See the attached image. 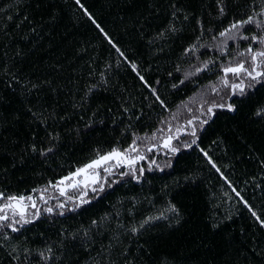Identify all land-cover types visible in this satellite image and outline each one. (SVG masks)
Returning <instances> with one entry per match:
<instances>
[{"label": "trees", "instance_id": "16d2710c", "mask_svg": "<svg viewBox=\"0 0 264 264\" xmlns=\"http://www.w3.org/2000/svg\"><path fill=\"white\" fill-rule=\"evenodd\" d=\"M262 9L0 0V202L47 201L18 231L0 228V264H264V84L245 80L235 96L223 86L221 69L250 57L239 56L247 42L219 35ZM227 103L235 110L209 118L210 105ZM167 136L178 152L163 147ZM133 146L145 159L102 174L107 182L81 193L88 203L53 187Z\"/></svg>", "mask_w": 264, "mask_h": 264}, {"label": "snow or ice", "instance_id": "6c2138e0", "mask_svg": "<svg viewBox=\"0 0 264 264\" xmlns=\"http://www.w3.org/2000/svg\"><path fill=\"white\" fill-rule=\"evenodd\" d=\"M77 3H79V0H77ZM221 11H223V9H221ZM257 17H264V9L254 13L253 15H249L246 19H240L231 23V25L227 29L219 33L221 37H227L228 39L247 42L245 50L239 52V56H249L250 59L240 60L235 64H232V62L229 61L228 66L221 69L224 73V77L222 79L223 86L225 88H229L233 96L237 94L243 95L245 92V88L252 86L251 84L246 85L245 80L255 82L257 84H264V47H258L256 49L253 48L254 44L264 46V20L257 19ZM249 26H254V29L256 31H253V28ZM249 32H251L252 34L248 35ZM230 33L232 35H229ZM197 43H199V41H197ZM195 49L196 45H193L192 48L188 49V51H195ZM246 64L248 65L247 67L245 66ZM207 67L208 64L205 63L203 68L197 69V72L204 71L205 69H207ZM133 68L135 70V65H133ZM230 75L239 82H230ZM215 108H227L228 111L235 110L232 103L212 104L207 108V114H209V118H211L212 115H215ZM207 122V119L200 121V123L202 124H206ZM192 125L193 121L189 120L188 126ZM169 131H171V129H169ZM177 131L179 132L181 130L178 128ZM186 134H190L191 136L196 137V128L192 126L191 132ZM178 138L179 137H176V139ZM172 140V136H167L164 140L163 147L168 149V151L172 153H176L179 151V149L178 147L173 146ZM191 143L195 144L196 140L194 139ZM185 146L191 147V144ZM151 150L152 149L150 148L149 151ZM129 151H136L135 146H133ZM204 154L207 156L206 152ZM136 159L144 160L145 157L143 155H138ZM136 159H132L131 157L126 156L125 153L113 149L105 155H100L97 159L92 160L90 163L85 164L83 167L77 168L73 173L59 180L56 185H53V187H58L60 195L62 196L66 194V191L69 188L76 190L84 188V195H87L86 190L90 185L93 186L92 190L96 191L97 189L94 186L96 184H99L102 179L107 182L106 177H102L98 169L103 168L104 171L108 172V174L111 175L112 172L110 170V167H105V165H109L110 161L115 160L117 162V166L127 163V165L131 168L132 165L136 163ZM209 162L211 163V160ZM213 167H215V164H213ZM149 168H151V166H149ZM135 171V169L132 170L133 175H135ZM139 171L142 174L144 170L140 169ZM217 171H219V169H217ZM81 177L82 179H78ZM98 190L103 191V186L101 185ZM233 191H235V189H233ZM237 195H239V193H237ZM4 199V194L0 193V200ZM41 199H43V197H41ZM81 199L83 203H88L87 200H83V197H81ZM6 200L7 202L0 205V213H2L0 214V228L7 226L11 228L13 232H16L18 231V229L14 226L15 224L21 222L27 224L30 222L29 220L24 218L26 207L24 201H30L32 207L36 206L35 201L31 196L25 197L23 195L19 197L15 195L9 196L6 198ZM45 203H47L46 200ZM57 207L63 208L64 204H58ZM46 211L51 213L52 208L49 207L48 209H46ZM173 211H175L174 208ZM9 212L11 213V217L9 216ZM252 215L256 216V213L252 212ZM16 216H19L20 220L13 219ZM151 219L152 218L150 217L149 221ZM257 220L260 222L261 227H264V220H262L260 217H257ZM9 221L11 222L9 223ZM149 221H145L144 223H148ZM141 227H143V224L141 225ZM133 231H136V229H133ZM49 251L51 250L49 249ZM40 255L43 256L44 254L40 253Z\"/></svg>", "mask_w": 264, "mask_h": 264}, {"label": "rangeland", "instance_id": "374dc122", "mask_svg": "<svg viewBox=\"0 0 264 264\" xmlns=\"http://www.w3.org/2000/svg\"><path fill=\"white\" fill-rule=\"evenodd\" d=\"M122 153H125L126 156L131 157L132 159H136L138 155H142V151L137 150V149H136V151L126 150V151H123ZM139 161H140L139 159H136V163H138ZM122 166L128 167L127 163H124V164H122L120 166H117V162L115 160L110 161L109 162V165H105V167H110L111 172H113L115 169H117L119 167H122ZM98 171L100 172L101 175L104 174V173L105 174H108V172L104 171L103 168L98 169ZM78 179H82V177L81 178H78ZM92 189H93V186L90 185L89 188L86 191H89V190H92ZM56 191L60 195V191H59V188L58 187H56ZM70 192L72 193L71 196L75 197L77 195L76 193H78V195H80L81 193L85 192V189L84 188H80V189L76 190V189L69 188L66 191V194L65 195L69 194ZM82 195L83 194H81L80 197ZM31 197L35 201V205L36 206L35 207H32L31 206V202L28 201V200H25L24 201V204L26 206L25 207V217L24 218L27 219V220L30 219V218H32L33 215L36 214V212L39 210V208L42 205H44L43 202H45V198L43 197V194H39V196L38 195H34V196L32 195ZM41 197H43V199H41ZM5 202H7V201H4V202L1 201L0 202V205L4 204ZM0 214H2V213H0ZM9 216L11 217V213L10 212H9Z\"/></svg>", "mask_w": 264, "mask_h": 264}]
</instances>
